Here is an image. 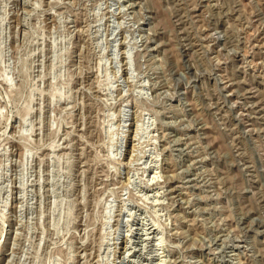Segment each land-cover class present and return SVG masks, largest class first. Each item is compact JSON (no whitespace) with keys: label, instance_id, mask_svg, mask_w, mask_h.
I'll return each mask as SVG.
<instances>
[{"label":"rangeland","instance_id":"1","mask_svg":"<svg viewBox=\"0 0 264 264\" xmlns=\"http://www.w3.org/2000/svg\"><path fill=\"white\" fill-rule=\"evenodd\" d=\"M0 264H264V0H0Z\"/></svg>","mask_w":264,"mask_h":264}]
</instances>
